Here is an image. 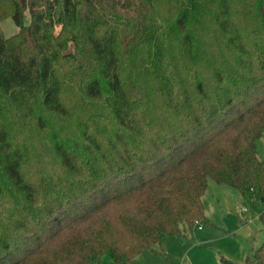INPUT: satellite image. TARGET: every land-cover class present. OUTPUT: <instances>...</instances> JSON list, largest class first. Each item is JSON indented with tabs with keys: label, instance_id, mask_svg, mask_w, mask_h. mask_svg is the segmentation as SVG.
I'll list each match as a JSON object with an SVG mask.
<instances>
[{
	"label": "trees",
	"instance_id": "trees-1",
	"mask_svg": "<svg viewBox=\"0 0 264 264\" xmlns=\"http://www.w3.org/2000/svg\"><path fill=\"white\" fill-rule=\"evenodd\" d=\"M8 17L0 264H134L206 221L208 180L263 196L264 0H0Z\"/></svg>",
	"mask_w": 264,
	"mask_h": 264
},
{
	"label": "rangeland",
	"instance_id": "rangeland-1",
	"mask_svg": "<svg viewBox=\"0 0 264 264\" xmlns=\"http://www.w3.org/2000/svg\"><path fill=\"white\" fill-rule=\"evenodd\" d=\"M5 36L14 34L17 27L12 18L0 22ZM257 154L264 159V133L256 143ZM206 221L192 230L184 227L181 235L166 234L150 253L153 261L140 264H219L220 256L234 264H243L244 257L264 239L259 214L264 206L263 196L250 197L239 189L208 180L202 196ZM99 264H114L108 254Z\"/></svg>",
	"mask_w": 264,
	"mask_h": 264
},
{
	"label": "crops",
	"instance_id": "crops-1",
	"mask_svg": "<svg viewBox=\"0 0 264 264\" xmlns=\"http://www.w3.org/2000/svg\"><path fill=\"white\" fill-rule=\"evenodd\" d=\"M264 161V159H262ZM255 249V248H254ZM148 252H152V253H160V252H155L153 250L150 249H146ZM253 250V249H252ZM251 250V251H252ZM142 252H145V250H143ZM140 252L135 258H134V264H140L143 260L144 261H153L154 257H152V255L150 253H142ZM249 254V253H248Z\"/></svg>",
	"mask_w": 264,
	"mask_h": 264
},
{
	"label": "built area",
	"instance_id": "built-area-1",
	"mask_svg": "<svg viewBox=\"0 0 264 264\" xmlns=\"http://www.w3.org/2000/svg\"><path fill=\"white\" fill-rule=\"evenodd\" d=\"M198 227H200V225Z\"/></svg>",
	"mask_w": 264,
	"mask_h": 264
}]
</instances>
